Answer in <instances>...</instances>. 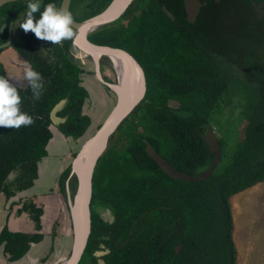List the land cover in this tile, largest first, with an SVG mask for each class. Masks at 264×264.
<instances>
[{"label":"trees","instance_id":"trees-1","mask_svg":"<svg viewBox=\"0 0 264 264\" xmlns=\"http://www.w3.org/2000/svg\"><path fill=\"white\" fill-rule=\"evenodd\" d=\"M109 1L101 0V6ZM176 27L177 22L163 11L150 7L133 17L125 29L126 42L133 43L140 34L145 46L141 57L152 75V92L119 125L99 158L93 177L92 232L79 264H98L95 252L102 250L101 243L109 250L103 255L107 264H236L230 198L264 181V97L252 100L257 96L238 81L247 93L242 97L239 143L226 161L222 156L209 179L187 182L167 175L148 154V144L178 170L196 175L208 168L213 157L204 138L209 125L217 134L210 121L227 113L228 122L233 115L227 110L232 103L229 70L203 59L196 39ZM54 68L58 70H53L52 78L44 75L46 90L40 99L19 93L21 111L32 116L34 123L19 129L0 127V194L5 199L34 184L38 163L48 155L53 136L50 111L64 97L65 79L69 78L63 68ZM81 102L75 90L69 108H80ZM90 124L91 118L76 110L62 130L79 139L93 129ZM17 168L21 175L7 183ZM71 171L70 164L60 175L64 192ZM70 185L74 196V175ZM32 207L27 202L24 205L25 209ZM97 208L108 210V216L110 211L112 219H105ZM33 212L32 217L40 222L42 210ZM39 237V233L32 237L4 227L0 246L6 242V251L18 259L29 249V242Z\"/></svg>","mask_w":264,"mask_h":264},{"label":"flooded vegetation","instance_id":"flooded-vegetation-1","mask_svg":"<svg viewBox=\"0 0 264 264\" xmlns=\"http://www.w3.org/2000/svg\"><path fill=\"white\" fill-rule=\"evenodd\" d=\"M64 1L40 0V11H43L44 6L48 3L63 7ZM111 1L101 6V0H88V3L81 5V8L85 11V14L83 11L85 16L82 18L76 14L75 0H70L67 10L72 14L74 21L80 22L103 11ZM198 1V10L193 15L188 10L187 0H136L119 18L90 28L87 32L88 40L92 43L112 45L129 51L144 70L146 78L144 98H146L152 92V88L149 85L152 75L148 74L141 57L145 46L140 41V34L134 36L133 43L129 42L132 44L131 47L127 45L124 35L125 29H128L129 21L133 17H140L142 12L150 7L156 11L160 9L172 21L177 22L176 28L178 30L188 32L196 39L199 54L203 59L221 64L229 70L232 78L229 97L232 100L238 94L234 93L235 91H241V94L243 92L242 89H235L237 80L245 86L246 90H250L257 98L262 99L264 97V0ZM27 3L28 0H8L0 6V74H3L10 82L15 83L6 65L14 64L23 73L26 67H31L41 75L42 83H44L47 80L44 75L47 74L48 77L52 78L54 76L53 70H58L54 67L63 68V75H69V78L65 79L64 97L52 109L61 100L65 99L66 102L57 111V115L60 117L59 124H53L51 118L50 129L52 133L53 129H58L64 134L62 126L68 121L69 114L76 112V110H80L82 115H88L91 118L89 127L92 128L94 118H92L90 112L98 114L108 113L110 93L117 100L121 72L116 69L114 62L116 61L115 63L118 64L122 60L111 58L105 54L84 51L70 40H64L59 45H53L49 41L37 39L31 32L25 34L19 28V24L27 11ZM125 18H127L126 23L123 22ZM36 19H39V12L36 13ZM73 30L78 33L76 28H73ZM102 38H105V40ZM74 83L77 85L75 86ZM237 85H239L238 82ZM17 88L19 93H23L24 96L33 99V94L28 91L30 87H27L26 81L23 86L17 85ZM43 89L46 90L44 85ZM75 90H78L82 102L80 108L75 105H71L69 108L70 99ZM171 105L178 107L177 103H171ZM234 109L229 108L233 114ZM41 161L38 163V174ZM17 170L20 171L21 175L22 171L19 168ZM72 177L73 175L70 174L69 185L65 186V193L68 196L70 195V198L72 195L70 185ZM10 199H6L8 203ZM100 210L108 216V210ZM110 216L111 213L109 211ZM110 218L112 219V216ZM100 245L102 250H106L107 247L104 243Z\"/></svg>","mask_w":264,"mask_h":264},{"label":"water","instance_id":"water-1","mask_svg":"<svg viewBox=\"0 0 264 264\" xmlns=\"http://www.w3.org/2000/svg\"><path fill=\"white\" fill-rule=\"evenodd\" d=\"M8 0H0V6ZM136 0H112L110 4L97 15L80 22L74 21V28L78 30V39L75 44L84 51L96 54L114 55L120 57L123 66L121 87L117 93V100L104 121L93 128L84 137L80 149L72 160V173L77 180V189L73 198H70L69 208L73 226V244L70 256L59 264H79L83 258L88 241L92 232V198H93V177L99 158L108 148L111 136L119 125L131 112L143 101L146 91V78L142 66L135 57L126 49L112 45H100L88 40L87 32L90 28L109 23L119 18ZM196 3V6H195ZM70 0H65L63 8L68 9ZM199 1L187 0V7L191 13L197 12ZM169 15L172 16L170 12ZM12 83V82H10ZM140 84V90L135 93L136 85ZM61 100L51 111L53 124H59L60 117L57 111L65 104ZM86 135V134H85ZM208 143L209 150L213 157L206 170L196 175H190L178 170L166 158L158 153L151 144L146 150L148 154L159 164L164 172L174 179L187 182H199L209 179L216 171L222 161L223 148L214 129L210 126L204 136ZM20 171L15 169L6 178L7 183L16 180ZM5 197V196H4ZM181 245L177 247L180 251ZM109 250H98L95 255L98 257V264H107L103 258Z\"/></svg>","mask_w":264,"mask_h":264},{"label":"crops","instance_id":"crops-1","mask_svg":"<svg viewBox=\"0 0 264 264\" xmlns=\"http://www.w3.org/2000/svg\"><path fill=\"white\" fill-rule=\"evenodd\" d=\"M97 120L98 118L94 116L92 128L99 125L95 123ZM78 140L80 139L66 137L58 129H53V138L48 145V155L39 164V174L34 184L20 191L17 196L11 197L9 203L4 195L0 194V231L6 227L12 232L25 233L32 237L36 233L42 235V238L31 240L29 249L18 259L12 258L13 253L6 251V242H3L0 246V264H59L70 256L73 226L69 203L67 202L66 205L67 210L60 206L63 195L66 193L59 184V178L62 172L72 164L74 155L71 160L67 156L68 153L73 154V145L78 144ZM82 142L79 143L80 147ZM68 182L66 186L69 185ZM26 202L33 204L34 208L25 209ZM38 209L42 210L40 222L32 217L33 211ZM59 209L62 214L60 218L56 216Z\"/></svg>","mask_w":264,"mask_h":264},{"label":"rangeland","instance_id":"rangeland-1","mask_svg":"<svg viewBox=\"0 0 264 264\" xmlns=\"http://www.w3.org/2000/svg\"><path fill=\"white\" fill-rule=\"evenodd\" d=\"M86 2L88 3V0H75L76 3L75 10H77L76 14L80 15V18L85 16L83 15L84 9L81 7L83 6V3L85 4ZM126 19L127 18L123 19L124 23H126ZM102 39L105 40V38ZM127 45L129 47L132 46V44H130L128 41H127ZM6 68L9 71V74L14 82L22 81V77L24 74L23 71H19L14 64H7ZM237 82L235 84V89L239 90L240 86L238 87ZM91 89H93V87H91ZM234 93H238V94H236V96L233 98L231 106H228V108L230 107L234 109L235 106H237V109L234 111L232 117L231 118L229 117L228 122L226 121L227 113L223 115V118L222 116L220 117L216 116L210 121L212 125L216 126L217 130L215 131L220 136V139L224 142L223 161H226L229 155L237 149L239 143L240 124L243 120L242 94L246 92L243 91L241 94V91L239 92L235 91ZM110 96L111 98L108 99L109 111L113 107L116 101L115 97L112 96L111 93ZM252 100L258 101L260 100V98H254ZM227 110L229 111V109ZM90 114L92 118H94V116L98 118L99 122L98 120L95 122H98L100 125L108 113L98 114V113L90 112ZM226 123L228 124L227 128L226 129L224 128V130H222L221 127H223ZM86 136L87 135H85L84 137ZM84 137L78 140L79 141L78 144H76L75 146L73 145V154L68 153L69 155L67 156L69 160H71L72 156L73 155L75 156V153L78 152L80 147L79 143L80 141H83ZM56 189L58 191V188ZM59 195L61 196V194ZM67 197H68V201H67ZM71 197L73 198L72 195ZM69 198L70 195L69 196L68 194L63 195L61 201L62 204H60V206L61 207L63 206V209L65 210H67L66 208L67 202L70 203ZM230 203H231L232 215L234 220L233 239L237 249L236 264H264V181L259 182L256 185L246 190H243L237 194H234L230 198ZM98 209L100 210V208H97V210ZM101 214L105 218L111 217L105 215L102 212ZM56 216L59 218L62 217L60 209H59V213L58 214L56 213ZM9 226L11 225L9 224ZM12 227L15 228L14 225H12ZM7 229L8 231L12 232L10 228ZM2 230L3 228L1 229V231Z\"/></svg>","mask_w":264,"mask_h":264},{"label":"clouds","instance_id":"clouds-1","mask_svg":"<svg viewBox=\"0 0 264 264\" xmlns=\"http://www.w3.org/2000/svg\"><path fill=\"white\" fill-rule=\"evenodd\" d=\"M27 11L19 28L25 34L31 32L42 41H49L53 45H59L64 40L73 43L78 39V33L73 30L74 18L72 14L63 7L48 3L40 11V0H28ZM39 12V19L36 13ZM27 82L33 93V99H40L43 83L41 75L31 67L24 70L23 81L10 83L9 79L0 76V127L19 129L28 127L34 123L32 116L21 111V97L17 85L23 86Z\"/></svg>","mask_w":264,"mask_h":264},{"label":"bare ground","instance_id":"bare-ground-1","mask_svg":"<svg viewBox=\"0 0 264 264\" xmlns=\"http://www.w3.org/2000/svg\"><path fill=\"white\" fill-rule=\"evenodd\" d=\"M110 57L111 58H119L120 59V57H118V56H114V55H110ZM114 62V61H113ZM116 62V61H115ZM114 62V65L116 66V69L118 70H120V87H121V82H122V75H123V66H122V62H119L118 64L117 63H115ZM118 70V71H119ZM139 90H140V84H137L136 85V88H135V93H138L139 92Z\"/></svg>","mask_w":264,"mask_h":264}]
</instances>
